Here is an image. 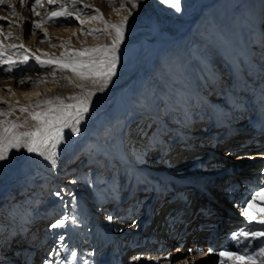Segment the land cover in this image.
I'll list each match as a JSON object with an SVG mask.
<instances>
[{"label": "bare ground", "instance_id": "6f19581e", "mask_svg": "<svg viewBox=\"0 0 264 264\" xmlns=\"http://www.w3.org/2000/svg\"><path fill=\"white\" fill-rule=\"evenodd\" d=\"M63 1L59 2L62 3ZM69 1L72 2V0ZM93 1L75 0V3L78 6ZM214 1L211 0L209 5L213 4ZM33 3H35V0H24L23 3H21V0H5L4 3L0 4V17L4 18L0 19V43L8 47L18 41L17 44L24 46V48H21L23 52L28 54L27 56L31 55L35 61L37 56L41 60L44 58L32 48V44L38 46V43L42 42H40L42 37L44 39L48 37L47 42L52 41V39L53 41L55 39L56 42V39L58 41V37L62 34L58 29L52 30L51 28L52 31L48 30V32L45 27L41 26L39 28H33L32 26V31H24L23 25L26 24L27 20L26 17L22 18V16L36 15L31 7ZM9 4H11V7H9ZM47 4H49L48 0H41V4L35 8V12L39 13ZM207 5L202 6L196 3L195 7L199 8L201 13L208 7ZM15 9L17 12H15ZM193 22L194 20L190 24ZM13 32L16 34L15 37L12 35ZM9 33H11V38L5 39ZM237 38L241 41L238 42L235 38L234 49L240 54L233 53L223 47L220 50L215 49L211 64V69L215 73V82H212L209 78L197 79L196 87L191 88L192 97L188 102L179 99L175 93L168 95L169 104L176 112L175 119L171 118L173 123L170 124L166 121L165 111L159 102L153 98L149 97L141 109H137L134 103L138 97L137 94L129 99L132 105L131 109L137 111L138 116L144 115V118L142 117L138 120V124L134 123L127 133H124L123 136L125 140L127 138L128 142L105 143L103 140H97V144L105 150L107 155L109 154L111 169H115L114 173L120 178L121 182L118 190L113 189L108 184L113 175L110 171L104 172L107 168L106 164L99 166L100 168L104 167L100 172L106 174L103 175V181L98 184L89 181L84 186L81 184V187L79 183L75 182L73 176L67 174L68 157L56 156L55 164H52L43 157L22 149L17 156L20 161L16 166L4 167L0 172V261L3 264H44L45 260L48 261V264H219V257L216 252L219 251L217 248L222 242V236L216 240L213 249L215 251L213 252H210L209 247L206 245H199L200 251L189 250V247H192L195 241L192 235H188L189 230H195L191 217L192 204L190 199L192 195L197 194L198 186L206 185V188L212 189L211 186L213 185L212 193H215L214 196L203 195L201 197L205 198L206 206L210 204L217 206L216 202L221 203L220 194H227V191L220 190L223 184L226 182L229 184L232 179H237L239 180V187H244L247 180L251 181L254 178H247V173H244V171L236 173V168L242 166V164L251 165L254 158H263L264 155V150L251 151L246 148L236 151L226 149L221 143L231 137L226 135L225 131H222L223 124L220 132H211L209 130L211 126H207L211 124L209 119L213 112L209 111L210 107L222 108L225 116L223 120L231 123L236 117L240 118V112L243 109L245 111L253 109L254 111L256 108L261 110L264 106V101L262 104L256 103V99H259L258 96H263L264 93V62L259 61L257 63L253 55H250L247 36H244V38L238 36ZM175 39L167 38L145 45L138 57V67L134 69L125 82L105 95L104 101L107 103L104 102L103 105L108 104L118 94L126 91L130 79L138 73L136 71L146 67L151 60H154L158 52L171 46ZM53 46L55 45L53 44ZM24 49L28 51L25 52ZM46 58L48 60L56 59L54 57ZM244 58H250L252 65H247ZM194 68L198 76L204 75V60H196ZM67 71L69 76L77 77L70 70L67 69ZM256 71L258 72L257 75H255ZM242 76L245 77L243 80L240 78ZM158 90L159 93H162L164 91L163 85H160ZM36 91L37 89L13 92L11 97L14 101H28L33 95H36ZM261 99L264 100V98ZM95 108L92 106L89 109L93 110ZM128 108V106H123L124 111L121 118H127L130 112L127 111ZM223 115L222 117H224ZM253 119L254 117L250 122L254 121ZM110 121L113 122V119ZM152 126L153 130L158 133L155 134L157 139L153 140L156 142L154 145L155 151L149 157V160H152L151 165L146 166V164H141L142 161H139L140 159H137L136 156L142 158L144 151L149 147L150 136L147 138L144 136L149 127ZM141 127L143 128L141 132H145V135H140L139 128ZM243 137H247V135H239L232 138V140L236 141ZM240 142L244 143L242 140L238 141V143ZM195 147L196 149H194ZM211 147H215V154H218L216 156L212 155V158L210 157L211 154H208L212 150ZM185 148H190V151L183 150ZM249 148H253V146ZM207 157L210 158L207 159ZM222 160L229 161V163L221 164ZM166 168H171V170ZM262 170L264 171V168ZM129 173H132V182L137 175L145 179L142 181L145 184H141V186L139 184L140 180L139 182L136 181L138 185L135 191L139 192L136 195L137 197L134 194L132 195L136 198L131 199V202L135 203L139 198H141L140 202L142 201L136 206L135 210L140 209L136 214L132 213L134 207H130L129 213L128 210L127 212L124 210L127 205L126 200L132 194L131 189H133V186L136 187L135 184L128 188L124 182ZM165 173L172 176L173 179L176 178V181L189 182L177 188L179 191L183 190L185 196L178 198L180 202L176 203L177 206L170 212V216L173 218V227H177L175 236L179 237L173 239L159 225L156 228V231L159 230L158 241L164 247L160 250H155L154 247H141V241L146 233L143 237L141 236L142 225L138 215L142 209L147 208L148 204L151 203V201L146 203L145 198L151 195L155 198V194H151V187L148 188L149 181L146 180H152L154 175H164ZM174 173L177 174L174 175ZM251 174L259 177V183L252 180L253 185L249 191L240 188L236 190L239 196L244 195L243 204L250 200L252 195L260 191V185L264 184V172L255 169ZM36 176L37 179H34ZM191 183H195V185L191 186ZM46 184L51 186V190L47 192L48 195L45 192L44 196L40 197L38 188ZM194 186L197 188H194ZM143 192L145 193L143 194ZM56 193H60L59 196H62L64 200L61 208L60 199ZM245 193L247 194L245 195ZM143 197L145 198L143 199ZM199 200L200 197L197 201ZM30 202L38 203L35 216L31 213ZM107 204L109 207H107ZM254 205V212L264 208V200L257 198ZM240 206L228 208V210L233 211L232 216L235 224H227L225 230L232 232L240 230L236 226H240L241 229L246 227L253 230L259 228L260 226L255 222L250 224L246 217L241 216L242 209ZM57 208H60L61 211V215L57 218L66 221L64 227L50 229L49 225L55 222L56 218L47 220L44 226L45 215L49 214L48 210L53 212ZM155 210V215L158 216V211L161 213V210H158V208ZM226 211H221L220 217H227L228 215L224 213ZM108 216L113 217L111 222L106 219ZM73 217H75L76 222H73ZM183 218L185 219L182 220ZM161 221H164V218H159L158 223ZM20 231H23L21 239L19 236L12 240L19 239L22 241L14 245L11 244L10 233ZM61 237L63 238L61 239ZM117 241L124 242L122 245L124 251L122 250L120 254L111 248L112 243ZM252 243L257 242L253 241ZM233 247L236 246L229 248ZM97 249L100 250L98 261L93 263L92 252ZM73 252L76 253L75 257L71 255ZM228 262L231 264L230 261Z\"/></svg>", "mask_w": 264, "mask_h": 264}, {"label": "rangeland", "instance_id": "374dc122", "mask_svg": "<svg viewBox=\"0 0 264 264\" xmlns=\"http://www.w3.org/2000/svg\"><path fill=\"white\" fill-rule=\"evenodd\" d=\"M59 1L61 2L62 0H56L54 4H47L44 9L40 10V15L29 14L28 16H22V18L26 17L27 20L26 24L23 25L25 32L32 31V21L37 23L40 21V26L45 27L46 31L51 30V28L52 30L58 29V31L61 32L60 34H62V36L60 35L58 37V41L56 39V42L55 39L54 41L52 39L50 43L47 42L48 37L45 39L39 37L42 39L40 42L44 40L43 43H38L39 45L41 44L40 46L32 44V48L44 58L42 60H48L46 57L61 58L62 54L63 59H67L69 56L83 49L111 44L109 34L111 33V35H114V32L110 28L104 31L105 23H101L99 19H91L92 16L98 17L102 14L103 20L108 25L119 24L124 17H128V22L123 32V42L118 52L119 63L116 67V75L112 77L111 82L104 91H96V94L92 97L90 107L94 106L96 108L93 110L89 109L86 119L80 125L79 134L73 135L68 129H65L64 142L59 144L56 148L57 156L68 157L67 174L73 176L75 182L79 183L81 187L89 181L95 184L100 183L103 181V175H106L104 172L107 173L110 171L113 176L108 184L113 189L118 190L121 182L120 178L114 173L115 169H111L112 165L109 154L107 155L105 150L97 144V140H103L105 143H117L119 141L128 142L127 138L125 140L123 136L124 133H127L134 123L138 124V120L144 116H138L137 111L131 109L132 105L129 99L134 94L138 96L134 102L137 109L143 108L146 100L151 97L159 102L166 113V121L171 124L173 123L171 118L175 119L176 112L173 111L174 108L169 104L168 95L175 93L179 99L188 102L191 99L190 97H192L191 88L196 87L197 79L203 80L204 78H209L212 82H215V73H213L211 69L215 49L220 50L221 47H223L233 53L237 52L240 54V52L234 49L235 38L239 42L241 39L237 38L238 36L241 38L247 36L250 55H253L257 63L259 61L264 62V0H215L211 5H209L211 0H181L180 12H176L171 7L164 5L161 3V0H136L138 7L135 9L131 6V0H94L92 3L89 2L85 5L80 4L77 6L76 3L74 5L76 11L83 13L80 15V20L84 21L83 24L75 20V11L73 12L72 18L59 17L55 22H49L47 20V14L50 11H59L64 7H67L69 11L73 10L71 1L64 0L62 3ZM196 3L202 6L208 4V7L200 13L199 8L195 7ZM122 5L123 8L121 7ZM114 9L119 11H114ZM96 10H99V12L97 13ZM129 11L132 13L131 16H129ZM15 12H17L16 9ZM176 13H179L178 16ZM192 19L194 22L190 24L193 21ZM41 21H44L43 23L46 25L41 23ZM89 29H100L102 31L92 35L87 34ZM13 33L12 35L15 37L16 34ZM182 33L184 34L182 35ZM167 38L176 39L171 46L158 52L154 60H151L146 67L136 71V73H138L130 79V84L125 89L126 91L122 94H118V96L112 99L108 104L103 105L107 103L104 101L105 95L110 90L125 82L133 73L134 69L138 67V57L145 45ZM14 41L16 42V40ZM17 42L12 45H19ZM53 44L55 46H53ZM4 47L6 48L7 46ZM16 51L21 59L28 55L24 53L21 48ZM8 55H11V53L6 51L5 56ZM29 56H27L28 61L26 64L15 65L12 72L4 71L7 65H0V102H3L0 103V111L11 113L8 116H0V120L15 121L16 123H23L27 120V125L25 127L15 130L18 132L26 131L35 125V121L28 115L29 112L43 111L47 107V105L43 103H41L40 108L26 106L34 105L37 101L43 102L45 100H51L55 103L57 102L55 101L56 97L63 98V102L66 104H73L76 103V101L70 100L68 97L81 96L84 93V89L90 91L96 90L91 80H81L78 77L69 76L67 68L61 71L56 64L44 66L37 63L36 60L34 61L31 55ZM12 58L16 59L17 57L12 56ZM82 59H87V57H82ZM198 59H202L205 62L204 75L201 76H198L194 70V63ZM244 60L247 65H252L250 58H244ZM254 66L256 65L254 64ZM260 72L263 74L261 69ZM257 73L256 71L255 75H257ZM240 78L243 80L245 77L243 78L242 76ZM21 80L26 81V83H20ZM77 85H84V89ZM160 85L164 87L162 93H159L160 91L158 90ZM36 89V95H33L28 101H14L11 97L13 92L17 93ZM258 98L259 99H256V103L262 104L264 100L261 98H264V93L263 96L259 95ZM23 106L26 107V111L20 112L19 108ZM123 106H128L129 108L127 111H130L126 119H124V117L121 118V114L124 111ZM12 109L16 110L12 111ZM209 111H213L209 119L211 124L207 125L211 126L209 130H211V132H220V129H222L221 125L223 124L224 128L222 131H225L224 133L231 137L221 143L226 149L236 151L246 148L251 151L264 150L263 141H260V143L258 142V144H251L247 143L249 138L245 141L243 140L244 143H238L237 140H232V138L239 135L246 134L248 136L249 133L244 131V127H246L247 124L258 122V119L254 116V114H258V108L254 109V111L253 109L248 111L243 109L240 112V118L236 117L231 123L223 120L225 116L223 115L222 108L210 107ZM222 115L224 117H222ZM253 117L254 121L250 122ZM111 119H113V122L110 121ZM196 121L199 122L200 120ZM139 130L140 135H145V132H141L143 130L142 127L139 128ZM156 133L158 132L153 130L152 126L149 127L148 132L144 136L146 138L150 136L149 147L144 151L142 158L136 156L137 159H140L139 161H142L141 164L143 165H151L152 160H149V157H151V154L155 151L154 145L156 142L153 140L157 139ZM254 138L255 137L252 139ZM250 146H253V148H249ZM21 150H13L10 153L9 160L0 161V172L4 167L16 166L20 161L17 156ZM262 157L263 158H254L251 165L242 164L240 167L237 166L238 168L235 170L236 173L244 171V173H247L246 176L248 178V174H251L253 170L259 169L262 171L264 168V155ZM227 163H229V161L222 160L221 162V164ZM104 164H106L109 169L107 170L106 168V170L101 173L100 171L104 169V167L100 168L99 166ZM166 169L171 170V168ZM131 174L132 173H129L127 175L124 182L127 184L128 188L135 184L136 187L133 186V189H131L132 194L126 200V206L136 198H133L134 196L132 195L134 194L136 196L139 192L135 191L138 185L137 182L140 180V186L141 184H145L142 183L145 179L137 174L135 180L132 182ZM165 174L154 175L152 180H146L149 181L148 188L151 187V194H155V209L158 208V210H161V214H163L162 211L164 210L165 203L170 199L169 194H174L176 198L182 197L178 194L184 195L185 192L183 190L179 191L177 188L189 183L176 181V178L173 179L172 176ZM176 174L177 173H174V175ZM260 175L262 176V174ZM256 177L258 178V176ZM251 178H253V176ZM34 179H37V176L34 177ZM190 185H195V183H191ZM205 186L206 185L203 187ZM194 188L197 187L194 186ZM50 190L51 186L46 184L38 188V194L40 197H43L45 192L46 195H48L47 192ZM145 192H143V194ZM196 193L197 194L192 195L190 199V203L192 204H190L191 209L193 205L198 202L197 199L204 195V192L199 187ZM145 197H143V199ZM59 199L61 208L64 204V200L62 196H59ZM177 200L178 199H176V201ZM30 203L31 213L35 216L38 203ZM126 206L124 210L126 212L128 210L129 213V209L131 210V208L126 210ZM107 207H109L108 204ZM60 208H57V210L53 212L52 210H48L49 214L45 215L46 221L44 222V226L47 220L57 219V217L61 215ZM193 210L195 209L193 208ZM138 211L140 210L138 209ZM198 215L201 216L204 214L198 213ZM241 216L243 215L241 214ZM191 217L193 220V211H191ZM22 235L23 231L10 233L9 238L11 240L10 242H12L11 244L14 245L15 243L21 242L22 240L18 239L14 241L15 239H12L18 238L19 236L21 239ZM144 235L145 232H142L141 236L143 237ZM113 244H116V246H113ZM123 244L124 242L117 241L112 243L111 248L114 250L117 249L115 251L120 254L122 250L124 251L122 248ZM99 251L100 250L97 249L92 252L93 263L98 260ZM0 264L3 263L1 262Z\"/></svg>", "mask_w": 264, "mask_h": 264}, {"label": "snow or ice", "instance_id": "6c2138e0", "mask_svg": "<svg viewBox=\"0 0 264 264\" xmlns=\"http://www.w3.org/2000/svg\"><path fill=\"white\" fill-rule=\"evenodd\" d=\"M4 2L5 0H0V4ZM23 2L24 0H21V3ZM48 3L54 4L56 0H48ZM161 3L171 7L176 12L181 11V0H161ZM40 4L41 0H35V3L31 5L36 15H40V13L35 12V8ZM72 4V11H69L67 7L61 8L59 11H50L47 14V20L49 22H55L59 17L72 18L73 12L75 11V20L83 24L84 21L80 20V15L83 13L76 11L74 7L75 0H72ZM131 6L133 9L138 7L136 0H131ZM9 7H11V4H9ZM121 7L123 8V5ZM114 11L118 12L119 10L114 9ZM96 12L98 13L99 10H96ZM131 14V11H129V16H131ZM13 15L15 16L14 12ZM0 19L4 18L0 17ZM91 19H99L101 23H105L104 31L110 28L114 32V35H111V33L109 34L111 44L83 49L69 56L67 59H63V54L61 58L56 59L41 60L39 56L35 57V59L37 63L41 65L48 66L56 64L61 71L67 68L81 80H91L96 90L90 91L84 89V85H77L84 89L83 95L68 97V99L74 100L76 103L66 104L63 102V98L56 97L55 101L57 102L55 103L51 100H45L43 102L37 101L34 105L26 106L40 108L41 103L47 105L43 111L29 112L28 115L35 121V125L23 132L15 130L25 127L27 125V120L23 123L0 120V161L9 160L10 153L13 150L19 151L25 149L28 153H35L50 163L55 164V158L57 156L56 148L59 144L64 142L65 129H68L73 135L79 134L80 125L89 113L92 97L96 94V91H104L111 82L112 77L116 75V67L119 63L118 52L123 42L124 28L128 22V17H124L119 24L108 25L103 20L102 14L98 17L92 16ZM43 22L44 21H41V23ZM31 23L33 28L40 27V23L35 21ZM100 31L102 30L89 29L87 34L94 35ZM8 38H11V33L5 37V39ZM19 48H24V46L22 44L9 45L5 48L3 44L0 43V65H7L4 71L12 72L15 65L27 63L28 57L24 56L21 59L16 51ZM6 51L10 52L11 55L5 56ZM24 51L27 52L28 50L24 49ZM12 56H16L17 58L13 59ZM82 57H87V59H82ZM20 83H26V81L21 80ZM26 107H20L19 111H26ZM15 110L16 109H12V111ZM10 114V112L0 111V116H8ZM56 195L59 196L60 193H56ZM257 198L264 200V184L260 185V191L252 195L251 199L240 207L247 221L250 224L255 222L260 227L254 230L246 227L245 229L232 233V237L241 247L224 248L216 252L219 257V264H227L228 261H230L231 264H264V208L254 212V202ZM106 219L111 222L113 217L108 216ZM73 222H76L75 217H73ZM65 224L66 221L64 219L57 218L49 227L50 229H57L64 227ZM62 238L63 237H61V239ZM253 241L257 243L253 244ZM209 251L213 252L215 250L209 249ZM71 255L75 257L76 253L73 252ZM44 264H48V261L45 260Z\"/></svg>", "mask_w": 264, "mask_h": 264}]
</instances>
